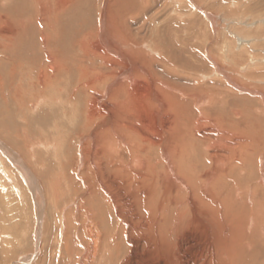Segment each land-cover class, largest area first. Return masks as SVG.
I'll return each instance as SVG.
<instances>
[{
	"label": "bare ground",
	"instance_id": "6f19581e",
	"mask_svg": "<svg viewBox=\"0 0 264 264\" xmlns=\"http://www.w3.org/2000/svg\"><path fill=\"white\" fill-rule=\"evenodd\" d=\"M22 1L30 7V13L21 14L17 21L12 13L3 14L4 8L0 11L2 52L13 53L21 42L30 45L31 48H26L29 49V69H32L33 77L27 78V87L33 92L40 88L45 91L50 84L59 82L58 77L74 69L78 73V82L73 84L77 89L75 87L71 100L73 103L81 101V96L84 100V109L81 108L78 114L83 119L77 129L76 136L80 141L77 155L64 163L59 161L62 165L59 172L47 168L48 172L44 173V197L49 201L47 203L61 210L57 229L63 244L60 251L59 247H52L53 252H50L56 258L54 261L65 263L67 260L68 264H177L179 260L189 264L194 261V255L190 259L179 254L188 248L192 251L200 240L198 237L209 241L207 247L212 242L217 243L222 251H227L228 243L234 246L238 237H246V216L255 213L256 208L259 214L264 208L262 184L252 181L255 171L252 168L257 162L253 164L252 161L257 156L252 160L255 153L252 156L249 149L254 145L243 144L227 135L217 136V140L213 135L209 137L207 130L195 127L199 120L205 123L202 119L208 117L204 114L210 116L209 111H202L204 114L200 112L192 119L189 117L190 105L184 103L181 96L169 92H185L172 83L180 74L174 46L182 40L180 36L172 38L170 34L169 37V31L159 32L164 25L152 13L150 0H101L98 26L89 30L84 26L87 14L84 0ZM176 1L180 7L189 0ZM69 14H72L69 16L72 22L78 21L79 25L75 29L72 26L68 39L69 47L77 50L76 57L70 62L72 67L62 58L56 44L59 28L68 22ZM146 17L150 19L149 23ZM133 20L139 21L138 29ZM146 31H150L149 37L144 34ZM164 45L169 47L165 49ZM151 53L158 55L151 57ZM11 63L8 91H13L21 111L25 108L35 110L41 106L36 105L38 99L45 97L41 94L30 97L33 92L27 93L21 86L14 85L16 80L21 81L17 77L22 66L17 60ZM3 71L0 64L1 99H5L6 92ZM24 76L27 75L19 77L23 82ZM144 83L150 84L149 91L141 90ZM27 94L29 98L25 100ZM209 95L215 102V94ZM145 100L158 120L155 133L136 124L137 104ZM193 100L198 101L197 98ZM221 119L225 126L221 125ZM205 120L210 126L220 124V128L216 127L217 132H234L241 138L245 135V131L238 129L241 122L233 120L230 114L220 115L214 121ZM27 128L16 136L23 144L29 140L27 135L24 136ZM256 137L260 139L259 135ZM261 142L256 141V145L260 146ZM206 143H210L207 148ZM243 171L246 178L241 176ZM262 178L260 183H263ZM252 219L255 225L260 220L254 215ZM111 223L116 227L110 226ZM197 228L201 230L198 232ZM137 234L142 237L137 238ZM181 235L187 237L185 242L179 240ZM76 236L80 243L78 248ZM228 237L235 238L228 242ZM166 251L169 259L163 255Z\"/></svg>",
	"mask_w": 264,
	"mask_h": 264
},
{
	"label": "rangeland",
	"instance_id": "374dc122",
	"mask_svg": "<svg viewBox=\"0 0 264 264\" xmlns=\"http://www.w3.org/2000/svg\"><path fill=\"white\" fill-rule=\"evenodd\" d=\"M21 1L0 0V11L4 8L3 11L5 13L3 12V14L12 13L11 15L17 21V19L21 18V14L30 13V7L23 5V1ZM91 1H83L84 7L86 6L84 11L87 8V12L85 11L87 14L84 12L86 15V25L84 26L88 30L89 28H97L100 20L98 15L100 3L104 0H93L90 3ZM175 1L150 0L152 13L156 14L164 25L159 32L169 31V37L170 34L172 38L180 36L182 40V42L179 40V43L181 42L179 45L175 44L174 46L177 51L174 56L175 59L178 58L180 74H178L177 78H175L176 76L174 77L175 79L172 83L185 92L182 93L176 90H169V92L181 96L184 100L183 102L190 105L189 117L192 119L198 117L200 112L204 114L202 111H209L210 116L204 114L208 117L202 119L205 123H202L199 119V123L195 122L197 124H195V127L207 130L206 133H209V137L212 138L213 135L214 140H217L218 137L221 138L222 135H227L234 137L236 141L243 144L253 143L255 147L253 146V148L249 149V152L251 151L250 154L252 156L254 153L255 155L251 159H255V156L258 158L256 157L257 160L252 161L253 164L257 161V164L253 165L255 168H252L255 170L252 181L257 185L262 184L264 190V0H192V2L189 0L186 4H180V7ZM69 16L71 17L72 14L67 15L68 22L62 23L64 25L61 24L59 28L61 31L59 36L56 37V44L59 52L62 53V58L68 62L69 67L70 65L72 67L70 62L73 61L74 56L76 57L75 51L77 50L73 51L69 47L71 43H69L68 39L73 30L72 26L75 29L79 25H77L78 21L73 23L72 18L70 19ZM146 19L147 23H149L150 19L147 17ZM172 20L174 23H172ZM138 22L133 20L134 27ZM149 27L146 28L150 30ZM64 29L65 31H63ZM135 29H138V25ZM174 33L175 36L173 35ZM144 34L149 37L151 33L146 31ZM165 42L167 40L164 38L163 43ZM1 45L0 64L4 70L3 77L6 84V92L5 99L0 97V264H68L69 261L67 260L65 263L55 262L56 258L51 255L53 252L52 247L54 249L59 247L60 251L63 244L62 236H60L61 232L57 229L59 228L58 222H60L61 210H57L54 206L47 203L48 200L44 197L45 193L42 192V187L45 185L46 176L44 173L48 172L47 168L54 169V172L57 169L58 171L56 170V172H59V169L62 168V165H59V161L64 163L70 160L73 155H77L75 153L80 141L76 135L78 126L82 125L83 119V116L78 114L81 108L84 109V100L82 96L79 97L81 101L75 103L71 99L75 87L77 89V86H73V84L75 81L78 82L76 80L78 73L72 69L71 73L58 77L59 82L56 83L58 85L52 83L45 91L44 89L42 91V88L39 89L40 91H30V88L27 87L29 83L27 78L33 77L32 69H29L31 64H29L30 56L28 55L29 49H27L31 48L30 45L21 42L17 44L18 46L13 50V53H3L4 51L2 52L1 49H4V45ZM164 46L165 49L169 47L167 45ZM229 50H232V53H229ZM157 55V53H151V57H157ZM15 60L19 62L22 68L18 69L20 73L17 77L21 81L17 82L16 80L14 85L21 86L27 93L33 92L30 97L34 94L37 96L41 94V96L45 97V101L41 98L38 99L36 105L37 107L41 106L35 110L28 111L25 108L21 111L19 104L14 100L13 91L11 93L8 91L7 86L10 82L9 71L12 69L13 64L11 62ZM22 75H27L24 76V82L19 78ZM143 85L144 89L142 88V91L145 92V90L149 91L151 89L149 87L150 84L144 83ZM209 94H215V102L211 101ZM215 96H212L214 100ZM25 97V100H27L29 94ZM193 98H197L198 101L193 100ZM203 100L207 101L204 103ZM146 101L137 104V112L135 111L137 115H134L137 119L136 124L142 129L155 133L159 125L156 122L158 120L152 114L154 109ZM78 105H80L79 108ZM148 105L149 107H147ZM234 112L237 115H234ZM44 114L46 116L42 118ZM228 114L233 120L241 122L238 129L245 131L244 137L241 138L234 132L225 134L222 131L217 132L216 127L220 128L221 125L225 124L222 119L219 126L217 123L210 126L205 120L210 118L214 121L216 117H220V115L222 117L224 115L228 116ZM25 123L28 125L26 126ZM44 125L46 126L44 127ZM26 127H28V132L24 136L27 135L29 140H26L28 143L23 144L20 140H17L16 136L17 134L21 135V131L26 129ZM256 135H259L260 139ZM251 138L253 139L251 140ZM258 140L262 141L260 146L256 145ZM46 143L54 144L49 146V148ZM209 144L206 143L205 148ZM25 145L31 148L28 150ZM205 151L203 148V153ZM68 153L70 154L68 155ZM206 160L209 162L208 158ZM244 174L243 171L241 176L246 178L247 175ZM261 178L263 183H260L259 179ZM258 211V208H256L255 213L246 216L244 232L247 236L238 237L239 239L236 240L234 246L228 243L227 247H225L227 251L220 250L217 247V243L214 242L211 243L210 247H207L209 241L204 240V237H198L200 240L195 244V247L193 245L192 251L191 248H188L179 255L190 259L194 255V261L189 264H264V213H262L264 208L259 214L257 213ZM247 213L250 212L248 211ZM253 215L260 219L257 225L252 219ZM110 226L116 227L115 223H111ZM197 230L199 232L201 229L197 228ZM139 235L141 236V234ZM139 235L136 237H140ZM185 238L187 237L181 235L179 240L183 241L184 239L183 242H185ZM234 238L228 237L227 240L230 242L229 240H234ZM75 239L77 240L78 248L80 245L79 239L77 236ZM47 248L48 251L45 252ZM82 249L81 246L80 250ZM151 250L154 251V248ZM163 255L169 259L167 251ZM52 258L54 262L51 260ZM182 262L178 260L177 264L186 263Z\"/></svg>",
	"mask_w": 264,
	"mask_h": 264
}]
</instances>
